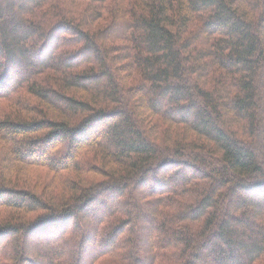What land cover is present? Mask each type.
<instances>
[{"label":"trees","instance_id":"16d2710c","mask_svg":"<svg viewBox=\"0 0 264 264\" xmlns=\"http://www.w3.org/2000/svg\"><path fill=\"white\" fill-rule=\"evenodd\" d=\"M0 264H264V0H0Z\"/></svg>","mask_w":264,"mask_h":264}]
</instances>
